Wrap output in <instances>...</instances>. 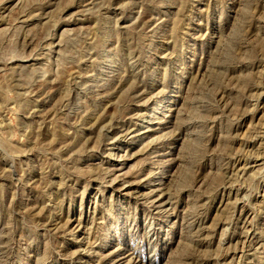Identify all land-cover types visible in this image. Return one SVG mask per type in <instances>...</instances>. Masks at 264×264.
Returning <instances> with one entry per match:
<instances>
[{
  "label": "rangeland",
  "instance_id": "obj_1",
  "mask_svg": "<svg viewBox=\"0 0 264 264\" xmlns=\"http://www.w3.org/2000/svg\"><path fill=\"white\" fill-rule=\"evenodd\" d=\"M0 264H264V0H0Z\"/></svg>",
  "mask_w": 264,
  "mask_h": 264
}]
</instances>
